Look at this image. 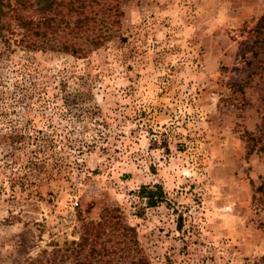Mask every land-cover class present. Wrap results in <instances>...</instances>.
I'll list each match as a JSON object with an SVG mask.
<instances>
[{"label": "rangeland", "instance_id": "374dc122", "mask_svg": "<svg viewBox=\"0 0 264 264\" xmlns=\"http://www.w3.org/2000/svg\"><path fill=\"white\" fill-rule=\"evenodd\" d=\"M120 10L89 53L0 39V264H46L112 210L98 264H264V0Z\"/></svg>", "mask_w": 264, "mask_h": 264}, {"label": "trees", "instance_id": "16d2710c", "mask_svg": "<svg viewBox=\"0 0 264 264\" xmlns=\"http://www.w3.org/2000/svg\"><path fill=\"white\" fill-rule=\"evenodd\" d=\"M129 1L131 0H0V39H5L7 32H11L20 36V40L15 43L28 50L52 49L70 51L75 55L81 52H93L105 43L111 33L115 32V26L119 25L123 14L120 6ZM153 188L155 190L142 188L143 193L148 194L150 206H156L158 199H162L164 194L159 186ZM109 214L111 216L103 223L84 224L80 242H72L65 249L55 248L45 263L66 264L68 259L74 257L76 264H98L95 262L96 255L107 252L109 256L110 251L105 246L98 249L99 241L102 234H106L107 225H114V229L121 225L120 216L114 214L113 210L108 212ZM115 219L116 222L113 221ZM179 220L181 222L182 217ZM178 226L181 230L182 224ZM124 229L126 234L132 231L126 226L123 227V232ZM113 233V236L127 237L125 232ZM133 240V244L137 245L136 238L133 237ZM103 258V256L100 258L99 263L103 262ZM39 262L42 261L34 259L30 264L43 263ZM104 263L112 264L111 261ZM136 264H149V262L140 257Z\"/></svg>", "mask_w": 264, "mask_h": 264}]
</instances>
